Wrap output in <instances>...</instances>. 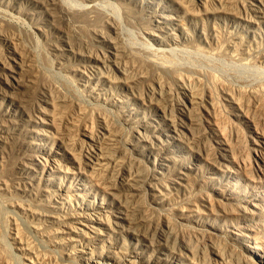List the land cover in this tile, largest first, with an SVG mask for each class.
I'll return each instance as SVG.
<instances>
[{
	"label": "rangeland",
	"instance_id": "rangeland-1",
	"mask_svg": "<svg viewBox=\"0 0 264 264\" xmlns=\"http://www.w3.org/2000/svg\"><path fill=\"white\" fill-rule=\"evenodd\" d=\"M0 264H264V0H0Z\"/></svg>",
	"mask_w": 264,
	"mask_h": 264
},
{
	"label": "bare ground",
	"instance_id": "bare-ground-1",
	"mask_svg": "<svg viewBox=\"0 0 264 264\" xmlns=\"http://www.w3.org/2000/svg\"><path fill=\"white\" fill-rule=\"evenodd\" d=\"M84 11H74L73 13H72V15L75 17V18H77V17H80V16H84Z\"/></svg>",
	"mask_w": 264,
	"mask_h": 264
}]
</instances>
